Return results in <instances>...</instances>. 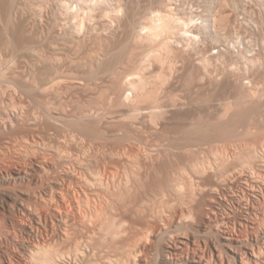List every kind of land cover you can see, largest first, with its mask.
I'll list each match as a JSON object with an SVG mask.
<instances>
[{"label":"rangeland","instance_id":"rangeland-1","mask_svg":"<svg viewBox=\"0 0 264 264\" xmlns=\"http://www.w3.org/2000/svg\"><path fill=\"white\" fill-rule=\"evenodd\" d=\"M5 1L2 0L1 2L0 0V6ZM23 1L26 0H20L19 3ZM29 1L27 0L29 3L25 2L24 6L25 8L29 6L28 8L32 9L31 11L37 7L38 10L35 8L33 12H39L37 13L38 23L30 18L31 11L30 13L26 12L30 10L27 8V10L25 9L27 15L19 16L17 14L18 16H13L14 21L7 33L5 31L6 27L0 24L2 28L0 29V36H3L0 37V69L4 68L3 70H6L5 72L0 70V74L6 75L5 77L10 82L8 84L2 82L1 84L4 85L0 86L3 89L5 88L4 90H6V87H10L12 90L9 88L7 90L9 89L10 92L15 91L14 93L12 92V95L16 93L13 96L16 98L15 100L26 102V106L28 105L29 109H31V105L35 106H32V109L36 108L35 111L37 112L39 110L45 111L48 107H51L52 114L55 108L54 105H56V108L52 114L54 115L53 117L51 114H48L49 117L44 116L46 113L42 112L40 114L41 111L38 112L39 117L35 116L37 112L35 113L33 109L35 113V115L33 113L35 117L33 123L35 120H38L37 122L35 121L36 125L35 123L34 125L30 123V127L26 128L27 126L20 124L23 128L15 124L17 126H14V128L7 127L5 129L4 126L6 123L10 124L12 121L15 122V117L18 114L20 115V113L24 115L25 113L23 111L25 109L23 111L21 109L10 111L8 107L9 103H5V101H8L7 96L10 92H8L9 90L6 92L2 91L4 93L1 92L0 99L3 103L0 105V110H6L8 113L2 114L0 112V124L2 126L4 124V130L0 132V174L5 175L9 182L7 181L5 184L0 182V188L4 187L17 192L18 198L24 201V205L28 206L30 210H88L86 208L87 204L91 207L95 204L101 205L102 202H106L108 199L102 201L106 197L92 198L93 196L89 194L90 192L86 188H82L83 186L77 182H75L77 184L67 182L69 183L66 185L67 187L64 186L67 190L70 189V194L68 195L61 188L60 183L62 182L60 180L61 177L65 176L66 172L74 174L77 178H83L82 175L84 173V176L88 174V171L86 173L85 170L88 166L95 169V165H97L96 169L99 167L97 170H87L97 173L100 171L102 177L104 179L106 178L105 181L108 183V187L111 185L112 188L114 187L116 189L119 183H121L122 186L120 187L127 185L126 189L129 186V190H132L127 193L128 196L132 193V196L130 195L131 198L128 197L130 198L129 200L127 198L128 203L124 200L126 205L123 203L124 206L122 207L119 206L122 202L118 205L117 201H113L111 197L107 196L113 202L108 200L112 204L110 206L117 204V207L115 205V207H112L114 208L113 210H116V208L117 210H164L163 228L160 227L161 230L155 229L148 235V242L155 249H158L155 245L160 244L162 241L166 243L174 235L173 229L175 223L173 221V210H183V225L195 231V228H197L195 224V208L197 206L198 210L200 206L206 209L208 205L206 210L213 208V211L216 210L215 213L218 214L219 212V217L224 218V220L226 219L225 221L232 218L237 220L236 217L240 211L250 210L251 208V210H254L253 208L256 207L254 211L257 212L262 207L261 205L264 204V200L262 201L263 203L261 202L262 199L256 201V203L261 202L262 204H254L256 205L254 206L253 203L255 202H250L253 200L252 196L250 198L248 197L252 195V186L257 188V192L259 191L260 193L259 188L261 184H258L259 179H256L258 178L257 175H251V182L247 180L245 181L247 183H243L244 185L236 184L233 187L235 190H232V192L231 189H228L229 181H227V188L222 187L226 185H220L221 187L219 186V189L218 184L219 179L222 177L225 178L234 168L240 167V157L247 153L246 149L249 151L252 150L250 147H253L255 152L259 150V160H262L264 156V0H241L242 2L237 0L236 2L238 3L234 5L236 8L231 6L235 10L233 12L234 15L228 12L232 17V22L229 24V28H226L227 30L224 29L219 32V26L215 27V29L208 28L210 31H207V29V33L205 30V33L201 31L202 34L200 33L197 38L190 40L187 37L186 40L179 30H175L174 33L169 34L168 32H163V34H158V37L150 35V31L152 30H150L151 24L156 23L155 19L150 21L151 18L153 19L155 17V13L153 12L157 8V11L160 12V10L167 7L163 2L161 3L162 0H127V2L126 0H119L118 2H116L117 0H110L111 2L113 1L112 4L108 0H105V4L104 0H98V3L97 0L96 2L92 0L94 3L92 1L90 3L89 0H72V2H70L71 0L69 2L61 0L66 1L63 4H61L62 2L60 0H40L39 3L41 5L39 3L36 4L33 0ZM31 1L37 6L30 7V5H33ZM99 1L104 5L98 6L100 4ZM120 2L122 5H119ZM156 2L157 4L160 2L161 9L155 4ZM171 2L173 6L170 5L172 8L175 7L176 10L174 9V12H178V16L190 20L194 18L190 27L193 25L197 28L200 24L202 25L203 20L213 17V13H218V11L220 13L222 11L214 1H211L214 7L208 0H172ZM84 3L87 5V8L90 6L88 11ZM64 4L69 5L67 10L65 9L66 6H63ZM93 4L95 5L93 6ZM107 4H110V7ZM134 5L135 7H133ZM70 6L73 8L71 9ZM114 7L118 10V13ZM126 8L131 10H126ZM136 8L140 10L138 11ZM231 8L228 10L232 11ZM90 10H94L97 14L94 11L90 12ZM106 10L108 12L110 11L109 15L107 13V16L105 15ZM87 12L89 14L91 13L90 17ZM161 12L164 13L163 10ZM79 13H81V16H78ZM102 13H105L104 17ZM132 13H134V17ZM74 14H77V16ZM1 20L0 22H2ZM106 20L110 23L109 28H106L102 23ZM147 26L150 27L148 28ZM194 27L192 29H196ZM144 28L148 29L146 31L149 35L144 31ZM216 28L218 29L217 33L219 35L222 33L221 39L220 37L218 39L215 37ZM21 29L26 31L20 34ZM69 31L72 32L69 33ZM4 32L8 36H4ZM208 34H210V37ZM5 37L10 38L11 41L13 40L17 44L16 51H3L5 49L3 46V39ZM167 38L170 41H168L170 44L169 49L164 47ZM213 39L214 41H212ZM59 42L62 43L60 44ZM227 45L229 46L227 47ZM29 47L38 49V53H42L39 54L43 57L41 59L44 62L39 59L34 60L33 57L29 56L27 53ZM23 61L27 64L26 70L20 67ZM5 77H3L4 80H6ZM13 79H16L15 82L17 81V85L14 84V81L12 83ZM133 79L144 80L145 88L141 90L139 88L137 90L134 89L136 87H133L134 85L131 84L132 81L130 82ZM7 80L4 82H7ZM45 84L46 86H43L45 90H42L41 85ZM19 86L24 87V89L27 88V90L25 89L26 94L23 93V88ZM32 87L37 91L39 89L40 92L33 91L35 89H32ZM46 87L49 90H46ZM29 90L35 93H31ZM54 91L58 95H55ZM46 93L49 95L47 96ZM4 94L5 97H3ZM57 96L59 100H57ZM46 99H50L48 100V104ZM46 105L49 106L46 109L43 108ZM61 108H63L62 110L64 112L61 111ZM6 115L8 116L6 117ZM23 115L22 118L25 116ZM55 116L56 118H54ZM60 116H64V119L66 116V120L64 122L59 120ZM8 117L11 119V122L8 120ZM240 117H244L243 119L247 118L243 120ZM48 118L52 120L50 121ZM74 118L75 120H73ZM53 119L58 125H55L54 122V125L51 124ZM82 122V127H89L88 130L93 132L90 137L81 131L82 128L77 129L79 125L81 126ZM211 122L212 124H209ZM215 123L217 124L215 125ZM222 123L224 124L222 125ZM73 124L75 125L73 126ZM218 124L220 128L222 126H227L228 128L224 127L221 131ZM230 124L233 129H230ZM204 125H206V128ZM236 125L237 127H235ZM192 126H196L194 127L195 129ZM74 127L76 128L74 129ZM196 128L198 129L196 130ZM202 129L203 132L206 129L205 133H198ZM190 130H193V132H189ZM207 131L209 133L211 132V134L208 135L209 133ZM95 132L96 134H94ZM190 133L193 134L192 136L195 134V137L189 136ZM234 133L236 135H233ZM190 139L192 140L190 141ZM231 144L233 147H230ZM237 153L243 155L240 156L238 154V156ZM261 154H263L262 158ZM133 157H137V160L135 158L137 163L139 160L137 166L133 165L136 164ZM79 158L82 160L81 162ZM234 162L239 164V166L237 164L235 165ZM262 162L264 163V159ZM131 164L136 169V173H131L135 171L132 170V167L131 169L128 167V165L132 166ZM41 165H46L45 172L40 168ZM232 165L237 167H233ZM196 166L198 171L202 169L203 173L198 172L195 168ZM26 168L30 169L32 173L29 178L24 180L13 178L17 171ZM126 168L132 170H129L130 172L126 171V173L128 172V175H130L129 173L132 175L136 174V179L134 178L135 175L133 179L131 175H125ZM222 168L224 170L228 168L226 173ZM220 172L223 174H220ZM195 173H200L199 177H196ZM215 173L218 174V177ZM221 175L222 177H219ZM125 177H129V180L127 178V182H125L126 184L122 183V181H126ZM253 177L254 180L252 179ZM57 178L59 179L57 181L58 183L56 182ZM110 181L111 183H116V185L114 186V183L109 184ZM172 181L175 182L173 183ZM168 183L169 185L171 183H180L181 185H179L181 187L183 186L179 190L180 193L178 191L172 193L173 190L170 192L171 189L168 190L166 187L169 186L167 185ZM237 185L242 187L240 188ZM247 185H250V190L247 188ZM50 188H53V190ZM126 189L123 187V192H127L128 190L125 191ZM163 189L166 190L163 192ZM207 189H211V191L208 192L209 190ZM212 189L217 192V195L215 192L214 195L210 194ZM244 189L249 193L248 195L245 191H242ZM223 193H226V195L223 196ZM208 196L212 198L210 197V199ZM214 196L216 197L214 198ZM217 196L218 199L216 200ZM241 196H245V198L242 197L244 201ZM97 198L101 199V201L99 199L97 200ZM213 198L215 201L212 203L211 200ZM247 200L249 201L247 202ZM238 201H241V203ZM249 202V205L252 204L254 207L251 206L250 208L248 206ZM243 203L246 205H243ZM211 204H214V207H211ZM246 206L247 209L245 208ZM94 207L98 206L95 205ZM9 210L11 209L8 203L7 205H3L0 202L1 215L8 216ZM12 210H17L16 213L23 222L28 223V219L20 214V210H25L24 208L19 207ZM226 210H230L229 214ZM260 210H263L262 213ZM260 210L257 213L254 212L253 214L255 215H251V217L247 216L248 219L245 218V221L243 219L244 222H240L241 225L237 226L236 221L231 220L233 221L231 224H236V230H234L236 232L238 231V233L235 232L237 235L239 234L238 236L247 240L256 251H258V247L259 249L261 248L259 253L263 251L259 255L260 258H255L257 259L255 260L256 264L259 262V264L264 263V241H261V238L264 237V222L260 220V218H264V205L263 209L261 208ZM233 211H236V213ZM258 214L260 218H258ZM221 218H219L220 222L223 223L224 221ZM254 218H258L259 220H255ZM51 220L53 221L54 219L51 218ZM257 221L263 222L262 225L261 222L259 223ZM242 224H244V228ZM249 225H252L253 228L256 227L255 230L251 226L250 230L247 227ZM257 227L260 228L258 229L260 233L256 231ZM232 229L230 230L234 231ZM238 229L240 231L242 229L243 232H240ZM243 229L246 231L247 236L250 234L248 239ZM174 237L172 238L174 239ZM258 242H262L263 244L257 245ZM229 254L234 255V253Z\"/></svg>","mask_w":264,"mask_h":264},{"label":"bare ground","instance_id":"bare-ground-1","mask_svg":"<svg viewBox=\"0 0 264 264\" xmlns=\"http://www.w3.org/2000/svg\"><path fill=\"white\" fill-rule=\"evenodd\" d=\"M4 1V0H3ZM8 0H6L5 1V3H2L1 4V6H0V20L3 22H0V24H3V25H1V26H4V27H6V33H7V31H9V29H10V27L12 26V23H13V18L15 17L14 15H17V14H19V16L20 15H24L25 16V14H26V12H29L30 13V11L32 10V9H30V8H28L29 6H27V8L28 9H30V10H27V8H25V6H24V3L26 2V3H29V2H27V0L26 1H23V2H20L19 3V1L20 0H18V2H16L15 0H9L8 1V3H6ZM36 4H38L39 2H40V0L38 1V0H33ZM33 1H31V2H33ZM61 1V0H60ZM66 1H70V0H66ZM66 1H61L62 3L61 4H63L64 2H66ZM78 1V0H77ZM80 1V0H79ZM84 1V0H83ZM83 1H82V3H83ZM86 1V0H85ZM91 1L92 0H89V2L91 3ZM94 2H96V0H93ZM92 1V3H94ZM101 1V0H100ZM100 1H99V3H100ZM107 1V0H106ZM105 0H104V4H105V2H106ZM108 1H110V0H108ZM115 1V0H114ZM119 0H117L116 2H118ZM120 1H122V0H120ZM155 1V0H154ZM160 1V0H159ZM172 0H162L161 1V3L163 2L164 3V5H166L167 7L165 8V9H162L163 11H164V13H162L161 11L162 10H160L161 8H160V2L157 4V2L155 3L160 9V12L159 11H157V9H156V11L155 12H153V13H155V17H153V19L151 18L150 19V21H153L154 19H155V21H156V23H153V24H151V27L150 26H147L148 28L150 27V35H152L153 37H155V36H157L158 34H163V32H168V34L169 33H174V31L175 30H179V31H181L182 33V35H183V37H185V39H186V37L190 40V39H195V38H197L198 37V35L201 33V31H203L204 33H205V31H206V29H207V31H210L209 29L211 28V29H215V27H217V26H219L218 28L220 29L219 30V32L221 31V30H224V29H226L227 27L229 28V24H231V22H232V20H231V15H229V13L228 12H231L230 14H232L233 12H235V10L234 9H232L231 8V6H233V8H236V7H234V5H236L238 2H236L237 0H208V2H210V4H211V1L213 2H215V4L216 5H218V7H219V9L220 10H222V11H220V13H219V11H218V13H217V15H216V13L214 14L213 13V17H211V18H209V19H205V20H203V23H202V25L200 24L197 28L196 27H194L193 25H192V27H190V25H191V23L193 22V20H194V18H192L191 20L190 19H186V18H184V17H180V16H178V12H174L176 9H175V7L174 8H172L171 7V5L173 4L172 2H171ZM176 1V0H175ZM178 1V0H177ZM181 1V0H180ZM186 1V0H185ZM202 1H204V0H202ZM207 1V0H206ZM239 1H241V0H239ZM243 1V0H242ZM241 1V2H242ZM1 2H2V0H1ZM34 2H33V5H30V7L31 6H37V5H34ZM42 2V1H41ZM70 2H72V0L70 1ZM75 2V1H74ZM89 2H86V3H89ZM116 2H114V3H116ZM125 2V1H124ZM124 2H123V4H124ZM126 2H127V0H126ZM166 2V3H165ZM82 3H80V4H82ZM97 3H98V0H97ZM110 3L112 4L113 3V1L111 2L110 1ZM43 4V3H42ZM60 4V3H59ZM58 4V5H59ZM69 4V3H68ZM76 5H77V3H75ZM96 4V3H95ZM95 4H93V6L95 5ZM104 4H98V6L99 5H104ZM118 4V3H117ZM122 5V3L120 2L119 3V5ZM132 4H133V2H132ZM131 4V5H132ZM171 4V5H170ZM210 4H209V6H210ZM213 4V3H212ZM211 4V5H212ZM26 5V4H25ZM39 5H41V3H39ZM84 5L86 6V8H87V5L84 3ZM83 5V6H84ZM108 6L110 5V4H107ZM62 6V5H61ZM63 6H66L65 7V9L67 10V8H69L68 6H67V4L65 5H63ZM62 6V7H63ZM79 6H81V5H79ZM89 6V5H88ZM98 6H96V7H98ZM115 6V5H114ZM128 6H129V4H128ZM173 6V5H172ZM206 6H207V3H206ZM213 7H214V5H212ZM60 7V6H59ZM71 7V6H70ZM77 7V6H76ZM90 7V6H89ZM88 7V8H89ZM92 7V6H91ZM107 7V6H106ZM110 7V6H109ZM116 7V6H115ZM115 7H114V9H115ZM120 7V6H119ZM122 7V6H121ZM132 7V6H131ZM133 7H135V5L133 6ZM217 7V8H218ZM36 9H37V7H35ZM34 8V9H35ZM39 8V7H38ZM64 8V7H63ZM62 8V9H63ZM73 7H71V9H72ZM82 8V7H81ZM88 8H87V11H88ZM108 8V7H107ZM112 8H113V6H112ZM111 8V9H112ZM123 8V7H122ZM162 8H163V6H162ZM229 8H231L232 9V11H229L228 9ZM27 11H26V10ZM33 9V11H35ZM60 9V8H59ZM79 9V8H78ZM84 9V8H83ZM82 9V10H83ZM96 9H99V8H96ZM106 9V8H105ZM110 9V10H111ZM118 9H121V8H118ZM127 9H129V8H126V10ZM175 9V10H174ZM209 9H210V7H209ZM215 9H216V7H215ZM218 9V10H219ZM230 9V10H231ZM38 10V9H37ZM61 10V9H60ZM65 10V11H66ZM86 10V9H85ZM84 10V11H85ZM108 10V9H107ZM105 11L106 12V14L105 13H102V16L104 17V14L107 16V13H108V15H109V12L108 11ZM116 10V9H115ZM129 10H131V9H129ZM133 10H135V9H133ZM136 10H138V8H136ZM140 10V9H139ZM138 10V11H139ZM228 10V11H227ZM26 11V12H25ZM33 11H31V15H30V18L34 21H37V16H38V14L37 13H39L38 11H36L37 13H34ZM75 11V10H74ZM94 10H90V12H93ZM166 11V12H165ZM216 11V10H215ZM214 11V12H215ZM71 12H72V10H71ZM76 12V11H75ZM80 12V11H79ZM82 12V11H81ZM95 12V11H94ZM98 12V11H97ZM116 12L118 13V10H116ZM128 12V11H127ZM134 13H136L135 11H133ZM228 14H227V13ZM33 13V14H32ZM63 13V12H62ZM65 13V12H64ZM68 13V12H67ZM86 13V12H85ZM88 13V12H87ZM96 13V12H95ZM112 13V12H111ZM110 13V14H111ZM129 13H130V11H129ZM134 13H132V16H133V14ZM142 13V12H141ZM37 14V15H36ZM66 14V13H65ZM69 14H71V13H69ZM81 13H79V15L78 16H81L80 15ZM89 14V13H88ZM87 14V15H88ZM91 14V13H90ZM90 14H89V17H90ZM94 14V13H93ZM97 14V13H96ZM113 14V13H112ZM236 14V13H235ZM27 15V14H26ZM29 15V14H28ZM74 15H76L77 16V14H74ZM83 15V14H82ZM233 15H234V13H233ZM14 16V17H13ZM18 16V15H17ZM67 16H70V15H67ZM92 17V16H91ZM96 17V16H95ZM134 17V16H133ZM152 17V16H151ZM207 17V16H206ZM30 19V20H31ZM70 19V18H69ZM202 19V18H201ZM32 20H31V22H32ZM39 20V19H38ZM104 20H105V18H104ZM148 20V19H147ZM34 21V22H35ZM107 21V20H106ZM103 21L102 23H103V25L104 26H106V28L108 27V26H110V23L107 21ZM30 22V23H31ZM39 21H37V23H38ZM147 22V21H146ZM195 22H196V20H195ZM69 23V22H68ZM67 23V24H68ZM197 23V22H196ZM148 24V23H147ZM195 24V23H194ZM100 25V24H99ZM146 25V24H145ZM144 25V26H145ZM150 25V24H149ZM196 26V25H195ZM3 27V28H4ZM74 27H76V26H74ZM73 27V28H74ZM146 27V28H147ZM196 28V29H192V28ZM109 28V27H108ZM132 28V27H131ZM209 28V29H208ZM227 28V29H228ZM0 29H2L1 27H0ZM67 29V28H66ZM78 29H79V27H78ZM133 29V28H132ZM145 29V28H144ZM217 29V28H216ZM226 29V30H227ZM4 30V29H3ZM148 31V29H145L144 31ZM205 30V31H204ZM2 31V30H1ZM21 31H23L22 29H21ZM20 31V34L22 33H24V31H26V30H24L23 32H21ZM74 31V30H73ZM146 31V33L149 35V33ZM207 31H206V33H207ZM211 31H213V30H211ZM3 32V31H2ZM70 32H72V31H69V33ZM75 32V31H74ZM143 32V31H142ZM198 34H197V33ZM215 37L218 39L219 37H220V39H221V37H222V33H221V35H219V33H217L218 32V29H217V31L215 30ZM6 33L4 32V36H8V34L6 35ZM140 33V32H139ZM72 34V33H71ZM75 34V33H74ZM138 34V33H137ZM143 34V33H142ZM145 34V33H144ZM167 34V35H168ZM202 34V33H201ZM212 34V33H211ZM2 35V34H1ZM73 35V34H72ZM76 35V34H75ZM74 35V36H75ZM141 35V34H140ZM147 35V36H148ZM171 35V34H170ZM210 34H208V36H209ZM58 36V35H57ZM169 36V35H168ZM214 36V35H213ZM0 37H3V36H0ZM77 37V36H76ZM158 37V36H157ZM156 37V38H157ZM170 37V36H169ZM181 37V36H180ZM210 37V36H209ZM208 37V38H209ZM60 38V37H59ZM64 38V37H63ZM62 38V39H63ZM73 38V37H72ZM78 38H79V35H78ZM1 39H3V38H1ZM74 39V38H73ZM76 39V38H75ZM154 40H155V38H153ZM182 39V38H181ZM184 39V38H183ZM184 39V40H185ZM219 39V40H220ZM4 40V41H3ZM2 41L4 42L3 43V46L5 47V49H3V51H8V52H11V51H16V49H17V44H15L14 42H13V40L11 41V39L10 38H8V37H5L4 39H3ZM187 40V39H186ZM209 41H210V38L208 39ZM223 40V39H222ZM64 41V40H63ZM165 41V40H164ZM168 38H167V43L165 42V44H164V47L165 48H170V44L168 43ZM192 41V40H191ZM212 41H214V39L212 40ZM216 41V40H215ZM170 42V41H169ZM217 42V41H216ZM215 42V43H216ZM60 43V42H59ZM62 43V42H61ZM60 43V44H61ZM213 44H214V42H212ZM219 43V42H218ZM59 44V45H60ZM169 44V45H168ZM64 45H66L65 43H64ZM215 45V44H214ZM219 45V44H218ZM169 46V47H168ZM229 45H227V47H228ZM3 47V48H4ZM163 47V46H162ZM34 47H29L28 48V54H29V56H31V57H33L34 58V60H42L41 58H43V57H41V55L39 54V53H41V52H39L38 53V49H33ZM2 49V48H1ZM163 50V49H162ZM161 50V51H162ZM164 51V50H163ZM121 52V51H120ZM122 52H123V50H122ZM42 54V53H41ZM120 54V53H119ZM159 54V53H158ZM158 56H161V55H158ZM161 57H163V56H161ZM162 59V58H161ZM43 61V60H42ZM206 61H207V59H206ZM44 62V61H43ZM203 63H205L204 61H203ZM202 63V64H203ZM206 66H208L209 65V63H208V65L207 64H205ZM205 65H203L204 67H206ZM203 66H201L202 68H203ZM23 70H26L27 69V64H26V62L25 61H23L22 63H21V66H20ZM208 67H210V66H208ZM202 68H201V70H202ZM4 69V68H3ZM3 69H0V70H3ZM207 69V68H206ZM4 71V70H3ZM6 71V70H5ZM4 71V72H5ZM203 71V70H202ZM206 71V70H205ZM204 72V71H203ZM2 73V72H1ZM6 73H8V72H6ZM205 73V72H204ZM207 73V72H206ZM5 74V73H4ZM6 76V75H5ZM3 74L1 75L0 74V85H4V84H1L2 82L3 83H10L9 82V80H7L8 78L7 77H5ZM3 77H5L6 78V80H7V82H4V81H6V80H4V78ZM10 79V78H9ZM16 80V79H15ZM15 80L13 79L12 80V83H13V81H14V84L15 85H17V81L15 82ZM134 80V79H133ZM130 80V82L132 81V85H134L133 87H136V88H134V89H136L137 90V88H139L140 90L142 89V88H145L144 86H145V83L143 82V81H140V80ZM142 80V79H141ZM11 81V80H10ZM21 83V82H20ZM7 84H5V85H7ZM23 84V83H22ZM21 84V85H22ZM57 84V83H56ZM19 85V84H18ZM29 85V84H28ZM32 85V84H31ZM48 85H50V84H48ZM54 85V84H53ZM131 85V86H132ZM8 86H10V85H8ZM39 86V85H38ZM42 87V90H45V89H43V86H46V84L45 85H41ZM11 87H12V85H11ZM19 87H21V86H19ZM30 87V86H29ZM35 87H36V85H35ZM51 87H52V85H51ZM55 87H56V85H55ZM7 88H9L10 90H12L10 87H6V90H4L3 89V87H1L0 86V94H1V92L2 91H8L7 90ZM15 88V87H14ZM21 88H23V90H24V94H26L25 93V91L27 90V88H25L24 89V87H21ZM20 88V90H22ZM38 88H40V87H38ZM48 87H46V90H49V89H47ZM2 89V90H1ZM30 89V88H29ZM32 89H35V88H33L32 87ZM36 89H37V87H36ZM33 90V91H37V90ZM51 89H53V88H51ZM57 89V88H56ZM139 89H138V91H139ZM10 90L8 91V92H10ZM16 90H18V89H16ZM51 91V90H50ZM57 91V90H56ZM56 91H54V93L56 92ZM7 92V93H8ZM12 92L13 91H11L10 92V94L7 96L8 98H7V100L8 101H5V103L7 102V103H9V105H8V107H9V109H10V111L12 110H17V109H21L25 114V116L23 115V113H20V115L18 114V116L17 117H15V116H13V117H15V122H13L12 121V123H10V124H7L6 123V125L4 126V124H3V126L5 127V129H7V127L9 128V127H12V128H14V126H17V125H19V126H21V125H25V126H27L26 128H28V127H30V123H32L33 125H34V123H35V121L37 122L38 120H35L34 121V123H33V119L35 118L34 117V115H35V113L37 112V111H35V109L36 108H33L34 109V111H35V113H34V111H33V109H32V106L33 105H31L30 107H31V109H29L28 108V105L26 106V102H24V101H22V102H20V101H18V100H15L16 98L15 97H13V96H15L16 95V93H15V95H12ZM15 92V91H14ZM13 92V93H14ZM17 92V91H16ZM20 92V91H19ZM29 92H31L30 90H29ZM37 92H40L39 91V89H38V91ZM42 92V91H41ZM45 92V91H44ZM49 92V91H48ZM53 92V91H52ZM2 93H4V92H2ZM31 93H35V92H31ZM30 93V94H31ZM43 93V92H42ZM53 93V94H54ZM23 94V95H24ZM29 94V95H30ZM47 94V93H46ZM46 94H45V96H46ZM2 95V94H1ZM0 95V96H1ZM22 95V94H21ZM49 94H47V96H48ZM55 95H58V94H56L55 93ZM32 96V95H31ZM51 96V95H50ZM49 96V97H50ZM3 97H5V94H4V96ZM2 97V98H3ZM36 97V96H35ZM56 97V96H55ZM54 97V98H55ZM58 97V96H57ZM59 97H60V95H59ZM59 97L57 98V100H59ZM29 99V98H28ZM5 100H6V98H5ZM39 100V99H38ZM47 100V99H46ZM48 100H50V99H48ZM48 100H47V104L49 103L48 102ZM53 100V99H52ZM2 100L0 99V105H1V103H3V101L1 102ZM27 101V100H26ZM30 101V100H29ZM54 101V100H53ZM29 103V102H28ZM31 103V102H30ZM35 103V102H34ZM50 103H51V101H50ZM56 103V102H55ZM58 103V102H57ZM4 105V104H3ZM6 105V104H5ZM49 105H51V104H49ZM48 105V106H49ZM58 105H60V104H58ZM41 106V105H40ZM44 106V105H43ZM47 105H46V107H43V108H47L48 107ZM55 106V108H56V105H54ZM54 106H52V107H54ZM61 106V105H60ZM59 106V107H60ZM6 107V106H5ZM7 107V108H8ZM28 109H27V108ZM33 107H35V106H33ZM59 107H58V109H59ZM1 108V107H0ZM54 108V109H55ZM150 108V107H149ZM3 109V108H2ZM8 109V110H9ZM26 109H27V111H26ZM54 109H53V113H54ZM57 109V110H58ZM63 108H61V111H63L64 112V110H62ZM30 110H32V111H30ZM39 110V109H38ZM43 110V109H42ZM246 110V109H245ZM18 111H20V110H18ZM26 111V112H25ZM41 110H39L38 112H40ZM51 111H52V109H51V107L49 108H47V110H45V111H41V113L40 114H42V112L44 113H46L44 116H47V117H49L48 116V114L50 115L51 114ZM0 112L2 113V114H7L8 113V111H6V110H3V111H1L0 110ZM21 112V111H20ZM38 112L36 113V115L35 116H38L39 114H38ZM55 112H56V110H55ZM245 112H248V111H245ZM12 113V112H11ZM27 113V114H26ZM32 113V114H31ZM33 113H34V115H33ZM52 113V114H53ZM59 113V112H58ZM237 113H238V111H237ZM242 113V112H241ZM244 113V112H243ZM249 113V112H248ZM1 114V115H2ZM51 114V115H52ZM247 114V113H246ZM9 115V114H8ZM8 115H6V117L8 116ZM22 115L24 116L23 118H22ZM60 115H61V113H60ZM64 115V114H63ZM71 115V114H70ZM73 115V114H72ZM249 115V114H248ZM5 116V115H4ZM43 116V117H44ZM54 115H52V117H53ZM59 116V115H58ZM57 116V117H58ZM238 116H240V115H238ZM247 116V115H246ZM5 117V118H6ZM10 117V116H9ZM9 117H8V120H10V122H11V119H9ZM39 117V116H38ZM37 117V118H38ZM41 117H42V115H41ZM245 117V116H244ZM243 117V118H244ZM2 118V117H1ZM4 118V117H3ZM11 118V117H10ZM36 118V119H37ZM45 118V117H44ZM54 118H56V116L54 117ZM239 118V117H238ZM243 118H241L240 117V119H243ZM247 118V117H246ZM246 118L245 119H243V120H246ZM42 119V118H41ZM50 121L52 120V119H50V118H48ZM58 119V118H57ZM56 119V120H57ZM72 119V118H71ZM81 119V118H80ZM59 120H62L63 122L66 120V116H65V119H64V116H60V118H59ZM70 120V119H69ZM73 120H75V118L73 119ZM72 120V121H73ZM234 120H236V119H234ZM237 120H239V119H237ZM242 120V121H243ZM1 121V120H0ZM24 123H22V122ZM48 121V120H47ZM6 122H7V119H6ZM54 119H53V121H52V123L51 124H53L54 125V123L56 122H54ZM58 122V121H57ZM231 122V121H230ZM239 122H240V120H239ZM8 123H9V121H8ZM59 123V122H58ZM68 123H69V121H68ZM217 123H219V122H217ZM217 123H215V125L217 124ZM232 123H233V121H232ZM235 123V122H234ZM238 123V122H237ZM242 123V122H241ZM243 123H245L244 121H243ZM242 123V124H243ZM15 124H17V125H15ZM21 124V125H20ZM57 123H55V125H56ZM61 124V123H60ZM65 124V123H64ZM67 124V123H66ZM72 124V123H71ZM79 124H80V122H79ZM198 124V123H197ZM202 124V123H201ZM209 124H212V122L211 123H209ZM224 123H222V125H223ZM228 124V123H227ZM29 125V126H28ZM35 125H36V123H35ZM58 125V124H57ZM70 125V124H69ZM75 124H73V126H74ZM77 125V124H76ZM82 125H83V122H82V124H81V126L79 125H77L78 127H77V129H81L82 128V130L81 131H83V132H85L86 134H88V135H85V136H88V137H90V135H91V133H93V132H90V130H88V128L86 127V128H84V127H82ZM214 125V124H213ZM219 125V124H218ZM226 125V124H225ZM229 125V124H228ZM246 125V124H245ZM1 124H0V132H2L3 130H4V127H3ZM19 126H18V128H19ZM23 126H21V127H23ZM60 126V125H59ZM62 126V125H61ZM65 126V125H64ZM72 126V125H71ZM197 126V125H196ZM196 126H194V127H196ZM206 125H204V127H205ZM212 126V125H211ZM233 126V125H232ZM63 127V126H62ZM193 127V126H192ZM193 127V129H195ZM214 127V126H213ZM216 128H217V126H215ZM219 128H220V125L218 126ZM225 127V126H224ZM223 126H222V128H224ZM227 127V126H226ZM225 127V128H226ZM235 127H237V125L235 126ZM24 128V127H23ZM73 128V127H72ZM76 127H74V129H75ZM201 128V127H200ZM199 128V129H200ZM202 128H203V126H202ZM206 128V127H205ZM222 128H220L221 129V131H222ZM228 128V127H227ZM248 128V127H247ZM192 129V128H191ZM198 128H196V130H197ZM211 129H213V128H211ZM230 129H233L232 127H231V124H230ZM229 129V130H230ZM206 130V129H205ZM205 130H204V132H203V129H202V131L200 130V132H198V133H205ZM209 131H211L210 129H208ZM219 130V129H218ZM226 130H228V129H226ZM89 131V132H88ZM97 131V130H96ZM188 131V130H187ZM214 131V130H213ZM215 131H217L216 129H215ZM214 131V132H215ZM234 131V130H233ZM189 132H193V130H190ZM208 132V131H207ZM100 133V135H102L101 134V132H99ZM99 133H98V135H99ZM209 133V132H208ZM213 133V132H212ZM219 133H221V132H219ZM236 133H238V132H236ZM82 134H84V133H82ZM94 134H96V132L94 133ZM191 134V135H190ZM189 134V136H191V137H195V134H196V131H195V134H194V136H192L193 134L192 133H190ZM211 134V132L208 134V135H210ZM222 134V133H221ZM204 135V134H203ZM216 135H217V133H216ZM220 135V134H219ZM231 136H232V134H230ZM233 135H236L235 133L233 134ZM97 136V135H96ZM186 136V135H185ZM188 136V137H189ZM198 136V135H197ZM201 136H202V134H201ZM213 136H215V135H213ZM187 137V138H188ZM190 137V138H191ZM204 137H205V135H204ZM223 137V136H222ZM227 137V136H226ZM94 138V137H93ZM96 138V137H95ZM201 138H203V137H201ZM206 138V137H205ZM221 138V137H220ZM228 138V137H227ZM86 139H88V138H86ZM99 139V138H98ZM92 140V139H91ZM186 140V139H185ZM188 140V139H187ZM192 139H190V141H191ZM194 140V139H193ZM198 140H202V139H198ZM197 140V141H198ZM92 141H94V140H92ZM240 141V140H239ZM91 142V141H90ZM200 142V141H199ZM203 142V141H202ZM22 143H23V141H22ZM237 143V142H236ZM243 143V142H242ZM67 144V143H66ZM199 144V143H198ZM238 144H239V142H238ZM196 145V144H195ZM236 145V144H235ZM246 145H248V144H246ZM232 146V144L230 145V147ZM237 146H240V145H237ZM250 146V145H249ZM248 146V147H249ZM254 146V145H253ZM233 147V146H232ZM263 147V146H262ZM238 148V147H237ZM247 148V147H246ZM245 148V149H246ZM252 150H249L248 151V149H246L247 150V153L245 154V151H244V156H242L243 154H239V153H237V155L239 154L240 156H242V157H240L241 159H240V161L239 162H241V164H240V167H237V166H233V167H237V168H234L232 171H228L229 172V174H227L226 176H225V178L224 177H222V175L221 176H219V177H222L221 179H219V184H218V187L221 185H226V186H222V187H226L227 188V181H229V184H228V189H231V192H232V190L234 191L235 189L233 188L236 184H243V183H247V182H245V181H247V180H251V175L252 174H255V175H257L258 176V178H256L257 180L259 179V181H258V184H261V187L259 188L260 189V193H259V191L257 192V188H255V187H251L252 188V195H250V196H248L249 198L252 196V198H253V200L252 201H250L251 203H253V202H255V203H253V205L254 204H257V205H260V203L264 200V163L262 162V160L264 159V156H263V159L262 160H259V157H258V155H259V150L258 151H256L255 152V150H253V147H250ZM249 148V149H250ZM256 148V147H255ZM263 149V148H262ZM237 150V149H236ZM239 151V150H238ZM262 151V150H261ZM234 152V151H233ZM237 152V151H236ZM242 152H243V150H242ZM263 152V151H262ZM235 153V152H234ZM87 154V153H86ZM236 154V153H235ZM65 155V154H64ZM83 155H85V154H83ZM233 155V154H232ZM236 155V156H237ZM238 155V156H239ZM262 155L263 154H261V158H262ZM61 156H62V154H61ZM134 156V155H133ZM235 156V155H234ZM227 157V156H226ZM230 157V156H229ZM65 158V157H64ZM135 158H136V160H137V157H133V160H135ZM260 158V159H261ZM63 159V158H62ZM228 159H231V158H228ZM235 159H236V157H235ZM79 160H80V158H79ZM134 161L136 164H133V165H136L137 166V164L139 163V160H138V163H137V161ZM223 160V159H222ZM238 160H239V157H238ZM62 161H64V160H62ZM77 161V160H76ZM82 160H80V162H81ZM132 161V160H131ZM220 161V160H219ZM228 161V160H227ZM235 161V160H234ZM133 162V161H132ZM133 162V163H134ZM222 162V161H221ZM230 162V161H229ZM228 162V163H229ZM77 163H78V161H77ZM218 163V162H217ZM223 163H224V161H223ZM222 163V164H223ZM227 163V162H226ZM235 163V162H234ZM59 164V163H58ZM79 164V163H78ZM225 164V163H224ZM231 164H233V163H231ZM237 163H235V165H236ZM57 165V164H56ZM91 165V164H90ZM132 165V164H131ZM133 165L132 166H129L128 165V167H130V169H131V167H132V170H135V171H133V172H131L132 174L135 172L136 173V169L133 167ZM227 165H229V164H227ZM238 166H239V164H237ZM94 166V165H93ZM92 166V167H93ZM96 167H97V165H95ZM94 166V167H95ZM219 166H220V164H219ZM96 167H95V169H96ZM205 167V166H204ZM218 167V166H217ZM223 167V166H222ZM224 167H226V166H224ZM230 168H231V166H229ZM44 172L46 171L45 170V168H46V165H41V167H40ZM99 168V167H98ZM97 168V169H98ZM134 168V169H133ZM196 168V170L198 171V169H197V166L195 167ZM201 168H203V167H201ZM219 168V167H218ZM84 169V168H83ZM87 169H90V171H91V169L92 168H90V166H88V168H86L85 170H86V173H87V171H88V174H86L87 176H84V174L82 175L83 176V178H77V177H75V175L74 174H72V173H70V172H66L65 173V176L64 177H61V180H60V182H62V183H60V185L62 186L61 188H63L64 189V191H65V193H67L68 195L70 194L69 192V190L70 189H66L64 186H66L67 184H69V183H67V182H71L70 184H72V182L73 183H75V182H77V183H80V185H82L83 187L82 188H86V190L87 191H89L90 193L89 194H91L90 196L92 197V198H96V197H101V198H104V197H106L105 199H103L102 201H104V200H106V199H108V200H110L109 198H107V196H109V197H111V200L113 199V201H117L118 203V205L119 204H121V202H122V204L121 205H119L120 207H122V206H124L123 205V203L125 204L130 198H131V196H132V193L128 196V194L127 193H129V192H131L132 190H129L130 188H128L127 187V189H126V186L127 185H125V186H123L126 190L125 191H127V192H123V190H122V188L123 187H120V186H122V184L121 183H119V187L117 186V188L115 189L114 187L112 188L111 187V185L109 186V187H111V188H109L108 187V183L105 181L106 180V178L104 179V177H102V175L100 174L101 172L99 171L98 173L97 172H90L89 170H87ZM94 168L92 169V170H95ZM96 169V170H97ZM129 169V170H130ZM205 169V168H204ZM203 169V170H204ZM223 169V168H222ZM228 169V168H227ZM227 169L226 170H224L225 171V173H226V171H227ZM127 168L125 169V175L127 174L128 175V172H130V171H132V170H130L129 171ZM217 170H219V169H217ZM222 170V171H223ZM230 170V169H229ZM31 170L30 169H23V170H19V171H17L16 172V174L13 176V178H15V179H19V180H24V179H26V178H29L31 175H32V173L30 172ZM126 171H128L127 173H126ZM90 172V173H89ZM196 172V171H195ZM198 172H201V173H203V171H202V169L200 170V171H198ZM219 172V171H218ZM131 173H129L131 176H132V179H133V176L135 175V179H136V174H134V175H132ZM217 173V172H216ZM215 173V174H216ZM196 175V177L198 176L199 177V175H200V173L198 174V173H195ZM198 174V175H197ZM205 174V173H204ZM220 174H223V173H221L220 172ZM126 175V176H127ZM130 175H128V176H130ZM214 175V174H213ZM218 174H216V176H217ZM255 175H252V176H255ZM202 176V175H201ZM200 176V177H201ZM215 176V177H216ZM224 176V175H223ZM59 177V176H58ZM218 177V176H217ZM126 178V177H125ZM128 178V180H129V177H127ZM127 178H126V181L124 180V182L122 181V183H125V182H127ZM250 178V179H249ZM217 179V178H216ZM253 180H254V177L252 178ZM255 179V180H256ZM59 179L57 178V180H56V182L58 181ZM226 180V181H225ZM7 181L9 182V180H7V178H6V176L5 175H3V174H0V182L2 183V184H5V183H7ZM119 181V180H118ZM117 181V182H118ZM176 181V180H175ZM175 181H172L173 183L175 182ZM217 181V180H216ZM216 181H215V183H216ZM249 181H248V183H249ZM252 181V180H251ZM250 181V182H251ZM121 182V181H120ZM134 182H136V181H134ZM139 182V181H138ZM177 182H179V181H177ZM218 182V181H217ZM225 182V183H224ZM254 182V181H253ZM58 183V182H57ZM56 183V184H57ZM77 183H75V184H77ZM114 183V182H113ZM113 183H111V181H110V183L109 184H113ZM129 183V182H128ZM137 183V182H136ZM136 183H134V184H136ZM214 183V184H215ZM224 183V184H223ZM118 184V183H117ZM126 184V183H125ZM129 184H131V183H129ZM133 184V185H134ZM178 185L180 184V183H177ZM177 184H170L169 185V183L167 184V185H169V186H166L167 188H168V190H170V192L172 191V193H174V192H176V191H178L179 193H180V191L179 190H181L182 189V187L179 185H177ZM190 184V183H189ZM213 184V185H214ZM217 184V183H216ZM116 185V183H114V186ZM124 185V184H123ZM244 185V184H243ZM251 185H252V183H251ZM56 186H58V185H56ZM113 186V185H112ZM137 186V185H136ZM220 186V187H221ZM237 186H239V185H237ZM248 186V187H247ZM246 187L247 188H249V186L250 185H247ZM67 187V186H66ZM216 187H217V185H216ZM215 187V188H216ZM220 187H219V189H220ZM240 187V186H239ZM242 187V186H241ZM240 187V188H241ZM244 187V186H243ZM246 187H245V189H246ZM257 187V186H256ZM181 188V189H180ZM215 188H213L214 190H216ZM238 188V187H237ZM239 188V189H240ZM50 189H52L53 190V188H50ZM120 189V190H119ZM212 189V192L210 193V194H212V195H214V190ZM227 189V190H228ZM238 189V190H239ZM243 189V188H242ZM242 190L243 192L245 191L246 192V190ZM257 189V190H256ZM166 189H163V192L165 191ZM207 190H209V189H207ZM217 190H218V188H217ZM224 190H225V188H224ZM241 190V189H240ZM249 190H250V188H249ZM84 191H85V189H84ZM203 191V190H202ZM206 191V190H205ZM204 191V192H205ZM211 191V189L208 191V192H210ZM229 191V190H228ZM248 191V190H247ZM134 192V191H133ZM169 192V191H168ZM207 192V193H208ZM220 192V191H219ZM221 192H223L222 190H221ZM220 192V193H221ZM225 192H226V190H225ZM88 193V192H87ZM179 193H176V194H179ZM203 193V192H202ZM216 193V195H217V192H215ZM219 193V194H220ZM228 193V192H227ZM247 193V192H246ZM246 193H244V195H246ZM229 194V193H228ZM236 194V193H235ZM238 194V193H237ZM249 193H247V195H248ZM127 195V196H126ZM211 195V196H212ZM224 195H226V193L224 194L223 193V196ZM243 195V194H242ZM210 196V197H211ZM229 196H231V195H229ZM126 197V198H125ZM128 197H130V198H128ZM209 197V196H208ZM209 197V198H210ZM216 196H214V198H215ZM245 198V196H241V198ZM248 197H246V198H248ZM94 198V199H95ZM127 198H128V200H127ZM212 198V197H211ZM210 198V199H211ZM214 198H213V200H211L212 201V203H213V201H215L214 200ZM226 198V197H225ZM228 198V197H227ZM242 198V200L244 201V199ZM93 199V200H94ZM99 198H97V200H98ZM204 199H206V198H204ZM218 199V196H217V198H216V200ZM262 199V200H261ZM100 201H101V199H99ZM104 201V202H102L101 203V205L100 204H95V205H97L98 207H94V206H92V207H94V208H92L91 206H89V204H87V209L88 210H30L29 208H28V206H25L24 205V201H21L19 198H18V194H17V192H15L14 190H11V189H8V188H0V202H2L3 203V205H7V203H8V205H9V207H10V209L11 210H9V214H8V216H5V215H1L0 214V264H256V262H255V260H257V259H255V258H260L259 257V255H260V253H262L261 251H260V253H259V250L261 249H259V247H258V251H256L255 249H253L252 247H251V244H249L248 242H247V240H244L242 237H240V236H238L236 233H238V231L236 232L235 230V228H236V224H231V222H233V221H236V223H237V226L238 225H241L240 224V222L242 223V221H243V219H244V221H245V218H247V216H249V217H251V215H255V214H253L255 211V209H256V207L255 208H253L254 210H251L252 208H251V206H252V204L251 205H249L250 204V202L248 203V206H250V210H246V211H240V213H239V215L236 217L237 218V220H234L233 218V221H231L232 219H228V217H227V214H226V217H227V219H228V221H225L224 220V218H221V217H219V212H218V214L217 213H215L216 212V210L215 211H213V208H211L210 210L208 209V210H206L207 209V207H208V205H207V207H206V209H204L202 206H200L199 207V209L197 210V208H198V206H197V208H195V224H196V226H197V228H195V231H192V230H190L186 225H183L184 224V222H183V215H182V212H183V210H173V212H174V214H173V218H174V223H175V225H174V235L172 236V237H174V239L172 238H170V240H167V242L165 243V241H162V239L161 238H159V239H161V243L160 244H158V245H155L156 246V248L158 247V249H155L154 248V246H152L151 245V243H149L148 241H149V238H148V235L153 231V230H155V229H158V230H161V228L160 227H162L163 228V221H164V219H163V214H164V210H117V208H116V210H113L114 208H112V207H117V204L114 206H110V205H112V204H110V202H112L111 200H110V202L109 201ZM124 200L126 201V202H124ZM209 200V199H208ZM240 200V199H239ZM259 200H261V202L260 203H256V201H259ZM210 201V202H211ZM219 201V200H218ZM221 201V200H220ZM230 201V200H229ZM242 201V202H243ZM245 201H246V199H245ZM249 200H247V202H248ZM120 202V203H119ZM205 202H206V200H205ZM222 202V201H221ZM238 202H240L241 203V201H238ZM99 203V202H98ZM113 203V202H112ZM114 203H116V202H114ZM128 203V202H127ZM203 203V202H202ZM215 203V202H214ZM218 203V202H217ZM240 203H238V204H240ZM263 203V202H262ZM261 203V204H262ZM216 204V203H215ZM91 205V204H90ZM100 205V206H99ZM126 205V204H125ZM214 205V204H213ZM212 204H211V207H214ZM243 205H246V204H244L243 203ZM243 205H241V206H243ZM263 205L264 204H262L261 206V208L263 209ZM240 206V207H241ZM254 206H256V205H254ZM254 206H252V207H254ZM19 207H22V208H24L25 210H20V214H22V216H24V217H26V219H28V223L27 222H23V220L20 218V216L16 213L17 212V210H12V209H14V208H19ZM109 207H111V208H109ZM119 207V208H120ZM126 207V206H125ZM218 207H220V206H218ZM217 207V208H218ZM223 207V206H222ZM239 207V206H238ZM210 208V207H209ZM216 208V209H217ZM237 208V207H236ZM246 209H247V206L245 207ZM260 208V209H261ZM109 209V210H108ZM232 209V208H231ZM230 209V210H231ZM258 209H259V207H258ZM259 209V210H260ZM218 210V209H217ZM230 210H226V211H228V214H229V212H230ZM237 210V209H236ZM258 210V211H259ZM19 211V210H18ZM220 212H221V210H219ZM257 211V210H256ZM257 211V212H258ZM261 211V210H260ZM263 211V210H262ZM262 211H261V213H262ZM225 212V211H224ZM224 212H223V214H224ZM234 213H236V211H233ZM257 212H255V213H257ZM260 213V212H259ZM260 213V214H261ZM257 215V214H256ZM263 215H264V213H263ZM2 216H5V217H2ZM230 216H231V213H230ZM229 216V217H230ZM233 216V215H232ZM234 216H236V215H234ZM262 216V215H261ZM225 217V218H226ZM51 218L52 219H54L53 221L51 220ZM219 218H221L224 222L222 223V222H220V219ZM252 218H253V216H252ZM251 218V219H252ZM258 218H260V216H259V214H258ZM256 219V218H254L255 220H259V219ZM248 219V218H247ZM262 219H264V218H262ZM261 218H260V220L261 221H263L264 222V220H262ZM154 220H156L155 222H152V221H154ZM221 220V221H222ZM238 221H239V224H238ZM243 221V222H244ZM247 221V220H246ZM250 221V220H249ZM261 221H257V222H261ZM252 222V221H251ZM263 222H261V225H262V223ZM258 223V224H259ZM245 224V223H244ZM244 224H242L243 225V228H244ZM248 224H249V222H248ZM258 224H257V226H258ZM234 227H232V226ZM260 225V224H259ZM260 225V226H261ZM252 227V225H249V226H247L249 229ZM254 226V225H253ZM260 226H258V227H260ZM263 226H264V224H263ZM262 226V227H263ZM257 227V230L256 231H258L259 233H260V231L258 230V229H260V228H258ZM233 228V229H232ZM241 228V227H240ZM245 228H246V226H245ZM255 228L256 227H252V229H254L255 230ZM230 229H232V230H234V231H231ZM239 231H240V229H238ZM244 230V229H243ZM251 230V229H250ZM264 230V229H263ZM241 231H242V229H241ZM240 231V232H241ZM249 231V230H248ZM256 231H254V233H256ZM236 232V233H235ZM243 232V231H242ZM244 232L246 233V231L244 230ZM253 232V231H252ZM257 232V233H258ZM264 232V231H263ZM244 233V234H245ZM249 233H251L250 231H249ZM254 233H253V235H254ZM252 234V233H251ZM250 235V234H249ZM249 235L247 236V233H246V236H247V239H248V237H249ZM257 235V234H256ZM255 235V236H256ZM261 235H262V233H261ZM242 236H244V235H242ZM252 236V235H251ZM254 236V237H255ZM245 237V236H244ZM260 238H261V236H259ZM262 237H263V235H262ZM246 238V237H245ZM257 238H258V236H257ZM259 238V239H260ZM263 239V240H262ZM250 240V239H249ZM253 240V239H252ZM257 240V239H256ZM158 241V240H157ZM261 241L263 242L264 241V237L263 238H261ZM257 243V245L258 244H263V243ZM256 244V243H255ZM253 245H254V243H253ZM229 253H234V255L232 256V255H230ZM262 255V254H261ZM263 256H264V254H263ZM263 259V258H262ZM153 260V261H152ZM260 260V259H259ZM258 260V261H259ZM257 261V262H258ZM264 262V261H263ZM260 263V262H259ZM259 263H257V264H259ZM264 264V263H263Z\"/></svg>","mask_w":264,"mask_h":264}]
</instances>
